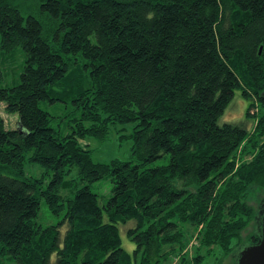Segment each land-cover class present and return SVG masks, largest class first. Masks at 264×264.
<instances>
[{
	"label": "trees",
	"instance_id": "obj_1",
	"mask_svg": "<svg viewBox=\"0 0 264 264\" xmlns=\"http://www.w3.org/2000/svg\"><path fill=\"white\" fill-rule=\"evenodd\" d=\"M19 46L18 83L2 86L0 65V102L18 115L17 128L0 117V264L232 251L258 213L248 189L264 186V0H0V63ZM237 90L250 126L221 121ZM58 96L74 105L66 135L42 107ZM120 124L133 125L130 159L94 160L87 139ZM27 161L44 175L25 176ZM103 179L107 198L93 189ZM42 199L57 224L37 222Z\"/></svg>",
	"mask_w": 264,
	"mask_h": 264
},
{
	"label": "rangeland",
	"instance_id": "obj_2",
	"mask_svg": "<svg viewBox=\"0 0 264 264\" xmlns=\"http://www.w3.org/2000/svg\"><path fill=\"white\" fill-rule=\"evenodd\" d=\"M5 61L0 63L4 72V78L1 85L4 87H11L20 80V73L24 67L25 52L22 47H17L13 52L7 53ZM60 89V88H59ZM60 97V96H58ZM61 100H55L53 102L44 101L42 107L50 111L55 119L54 125L60 131L62 135L70 133L73 129L70 127L69 119L72 118L71 111L74 106L72 101L65 97H60ZM248 102L241 94L240 90L236 91V94L222 116V122H247V125H251L252 121L247 116ZM259 112V106L252 108L251 114ZM0 117L4 118L7 127L17 128L18 127V115L7 111L4 102H0ZM72 124L74 122L72 121ZM133 129L132 124L117 125V128H113V132L110 137L104 141H98L95 138H88L90 146L93 149V158L96 161L110 162L112 159L119 158L121 160H128L131 157L132 140L122 139L121 136L124 133H130ZM250 159V156H246ZM166 160H158L157 163L165 162ZM25 176L31 177H42L45 169L35 162L27 161L24 167ZM78 175V169L74 168L72 176ZM48 177L45 180L44 185H47ZM112 183L109 179H103L96 182L93 189L98 192L103 198H107L110 195V188ZM264 198V186L261 184L253 185L248 189L246 202L255 209L257 212L260 204V200ZM59 217L55 216L49 209L45 200H41L40 211L37 216V222L41 226H49L57 224ZM257 220L252 219L249 224L239 233L237 238L233 240V248L229 254H222L220 250L216 249L214 253L208 255L202 264H238L239 254L244 249L243 247L248 246V243L252 240V235L256 233ZM126 230V229H124ZM122 243L123 247L131 252L135 248V243L129 239L126 233L122 230ZM195 237L188 246L190 254L194 253ZM245 246L242 247V245ZM187 248V250H188ZM5 261V260H3ZM178 259H174L171 264H177Z\"/></svg>",
	"mask_w": 264,
	"mask_h": 264
},
{
	"label": "water",
	"instance_id": "obj_3",
	"mask_svg": "<svg viewBox=\"0 0 264 264\" xmlns=\"http://www.w3.org/2000/svg\"><path fill=\"white\" fill-rule=\"evenodd\" d=\"M257 212L256 234L258 240L249 242L248 246L242 245L245 247L239 254L238 264H264V198L260 201Z\"/></svg>",
	"mask_w": 264,
	"mask_h": 264
}]
</instances>
